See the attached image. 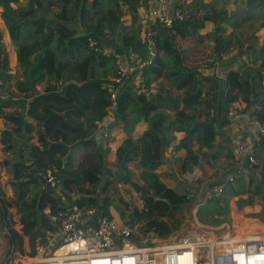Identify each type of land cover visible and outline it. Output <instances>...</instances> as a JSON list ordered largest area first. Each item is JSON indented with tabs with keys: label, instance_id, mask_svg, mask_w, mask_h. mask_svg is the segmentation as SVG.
Returning a JSON list of instances; mask_svg holds the SVG:
<instances>
[{
	"label": "trees",
	"instance_id": "obj_1",
	"mask_svg": "<svg viewBox=\"0 0 264 264\" xmlns=\"http://www.w3.org/2000/svg\"><path fill=\"white\" fill-rule=\"evenodd\" d=\"M214 1L210 12L202 16L188 13L170 29L154 25L155 58L149 65L136 64V71L117 85L113 82L117 75L114 59L93 51L89 39L100 41L104 29H109L112 36L109 46L116 53L126 55L131 51L136 57L146 55L145 43L136 36L133 24L126 27L121 21L120 3L133 15L141 0H27L24 5L20 0H0L1 19L21 71L14 80L19 97L3 98L13 77L7 73L8 61L1 48L0 33L3 66L0 118L5 128L0 143L6 155L4 165L15 179L18 210L23 214L26 230L38 222L43 224L44 231L52 233L55 229L43 213L49 208L55 214L63 205L53 189L42 190V171L50 168L58 169V180L60 174L65 175L68 192L62 193L67 199L74 194L79 197L77 205L92 207L101 216L111 217L109 210L113 208L124 222L138 225L136 240L145 233L167 238L183 226V208L190 200L189 193L176 194L156 173L165 153L176 155L180 175L201 160L214 158L211 152L216 125L225 123L230 107L239 98L245 103L242 112L264 127V50L261 54L252 52L250 66L236 54L228 62L218 64L217 72L212 68L208 72L188 66L185 51L178 46L179 37L209 39V35H201L200 31L210 23L212 49L217 58L242 50L243 42L233 32L225 35L222 26L236 31L243 26L248 13L229 14L224 9L226 0ZM250 6L254 7L251 3ZM132 21L135 23L136 17ZM257 55H262L261 61ZM139 79L135 87L134 82ZM110 88L117 91L115 101L111 100ZM109 112L114 121L106 138L97 143L96 123ZM119 123L123 124L127 137L117 146L115 160L108 162L112 152L108 134ZM141 125L145 130L135 134L136 127ZM175 133H183L177 144ZM249 170L247 183L237 181L240 191L261 196L264 183L259 170L257 167ZM31 182L41 191L39 197L28 201ZM119 186L131 188L142 203L141 209H129L120 198ZM257 202L258 199H251L238 205V217L244 218L248 213L252 227L242 230L244 219L239 220L235 226L237 238L248 235L245 234L248 231L264 230L259 223ZM219 204L208 212L225 217L226 210ZM5 206L0 192V215L7 218ZM244 206L248 211H241ZM200 221L204 222L201 217ZM17 250L13 244L11 255Z\"/></svg>",
	"mask_w": 264,
	"mask_h": 264
},
{
	"label": "built area",
	"instance_id": "obj_2",
	"mask_svg": "<svg viewBox=\"0 0 264 264\" xmlns=\"http://www.w3.org/2000/svg\"><path fill=\"white\" fill-rule=\"evenodd\" d=\"M189 0H157L156 6L150 12L149 21L144 30V43L146 47V60L144 65H149L156 56V46L153 37L156 35L152 30L154 25L170 29L176 21H183L187 15L186 8ZM120 10L124 18L130 16L128 7L120 3ZM109 29H104L102 39L108 44L111 41ZM89 47L106 58H113L117 69V75L113 82L117 85L128 78L136 71V55L128 51L126 61L121 54L114 51L109 45L106 46L101 40L89 39ZM3 66L0 65V87L3 86L1 74ZM111 100L115 101L116 89L110 88ZM246 117L256 128L258 133L264 135V127L259 124L253 116L248 113H230L228 118L236 120ZM104 118L96 123L97 129L94 139L97 143L107 136L105 133L106 124ZM234 155L241 163H247L250 167L264 170V161L257 158L256 146L253 141L240 140L235 144ZM58 169L50 168L42 171L43 186L60 191L57 178ZM240 173V172H239ZM185 182L193 184L198 176L194 172H187ZM229 175L227 182L234 180ZM225 183L215 184L207 191L204 202L220 198L224 192ZM74 196V194H71ZM55 230L47 237V246L54 248L45 255L35 258L33 264H173L165 262L168 256L179 255L185 251L194 253L198 261L205 259L211 264H224L223 257L226 255L225 264H238L236 258L245 260L251 257L255 264H264V240L259 237L230 241L224 238L223 242L212 241L214 238L206 234L190 231L186 239L176 246L156 243L160 241L153 233H145L141 239H135L138 225L132 226L128 222H116L108 216L98 215L91 207H81L75 202L65 203L57 213H45ZM225 237V236H224ZM72 246L68 253L57 256L55 251L63 246ZM226 248V249H225ZM42 252V249H39Z\"/></svg>",
	"mask_w": 264,
	"mask_h": 264
},
{
	"label": "crops",
	"instance_id": "obj_3",
	"mask_svg": "<svg viewBox=\"0 0 264 264\" xmlns=\"http://www.w3.org/2000/svg\"><path fill=\"white\" fill-rule=\"evenodd\" d=\"M190 1H193V0H189L188 2V6L186 8L187 14L190 13L189 7L192 8V6H194L193 4L190 3ZM202 1L204 2L203 4L209 3V7L207 8L209 11L207 12H210L211 7L216 4L214 0H209V1L202 0ZM227 1L228 0H226V2ZM240 1L243 2V0H240ZM156 3H157V0H141L140 5L135 8V12L133 13V15L125 17L124 21H122V23L124 22V25L126 27H130L133 24V30L135 34L138 33L137 36L140 37L142 42L144 40V30H145L147 22L149 21L150 12L152 9L155 8ZM198 10L200 12V10H202V7L200 6ZM133 17H136L135 23H133L132 21ZM3 26L4 27L1 29L2 30L1 34L6 33L7 39H10L7 28L4 25V23H3ZM208 27L211 28L212 24L207 23L204 29H202L200 32L203 33L205 32V30L210 29ZM10 44H11V41H10ZM11 49L12 51H10L9 53L11 54L13 52V55L15 56L14 58L16 61V53L12 47V44H11ZM122 56L124 58V63L128 65L126 61L127 54L126 55L122 54ZM145 60H146L145 54L142 57L138 56L136 57L135 64L137 65L141 64V66H143L145 63ZM216 67H218V64ZM203 68H205V65L200 66L201 71H208V72L211 71V67L207 69H203ZM217 70L215 72H217ZM7 73H8V70H7ZM36 89L41 90V86H37ZM244 108H245L244 103L240 99H238L230 107L228 115L232 113L233 111L237 113H242ZM111 113L112 112H109L110 115ZM227 117H226L224 124L218 123L216 125L217 133H216V138L214 142V149L211 152V154H214L215 157L213 158L212 156L209 158H205L204 160H201V163L199 165L189 170L190 173L194 172L198 176V179L191 186L186 185L183 182V180H181L180 177H183V175L178 174V171H177L178 162L176 159V155L173 156L170 152L165 153V156L162 159V164L157 168L156 173L159 176L162 175V177L160 176L161 181L167 187L174 190V192L177 186H182L184 190L188 191L189 198L191 199L190 202L195 204L194 210L192 213L195 223L199 224L197 219L198 218L200 219V217L203 218L204 220L205 218L206 220H210L209 218L218 219V220L220 219V221H216V223H220L222 220L226 219V226H227L226 230L229 228L232 230H235L234 233L236 237L237 231L235 229V226L239 220L244 219V221L241 224L242 230L246 231L247 228L252 227L251 219L248 213H246L244 218L238 217L239 212H240V208H238V205L243 202H248L251 199H258V202H257L258 204L256 206L258 208L257 213L260 216L259 223L262 226H264V194H262L261 196H257V195L253 196V195L237 192V190L240 189L239 183L237 181H241L242 183L244 182L247 183L248 178L251 176V170H249V168L251 167L247 163H241L240 161L237 160V158L234 155V147H235V144L240 140L253 141L256 146L257 158L260 161H264V137L258 133L257 128L253 124H251L250 121L247 120L246 117H241L236 120H231ZM141 126L143 127L142 129H140V131H138L137 130L138 127H136L135 134H142V132L145 130V126L144 125H141ZM174 136L176 137V142L174 144H177V142L183 137V133H175ZM126 137H127L126 133H124V135L120 138L118 137V139H114L113 141H110L111 139H109V143L111 142L115 143L116 148H117L119 143L123 141ZM110 155H112V152ZM114 158H115V152H114ZM5 159H6V155L4 153L3 146L0 143V192L3 194V199L6 202L5 210L8 213L7 218H4L3 215H0V259L2 257H5L6 259L5 264H25L27 262V259H29L31 262H28L26 264H33L37 256L39 257L42 255H45L50 250L54 249L52 247L47 246L48 244L47 237L51 233H49L50 231H44V227L41 222H38V224L34 227H29V230L25 229V224L22 220L23 214L19 212L18 210L15 179L13 178V175L8 173L4 165ZM167 170L169 173L168 177H171V178H165L164 171L166 172ZM258 170H259L258 175L259 177H261L260 173L261 172L264 173V170L261 171L260 168ZM60 175H63V174H60ZM229 175H233L234 177L236 176L232 182H227V178ZM262 181L264 183V179H262ZM221 183H225L224 191H228V193L231 195L227 201V204H222L221 202L219 204L220 208L226 210V216L225 217L222 216L218 218L215 214L212 215L211 212H208L209 210H212V208L209 209L207 207L204 209V212H203L204 217L201 216L200 209L202 208V206H204L206 202L200 201V198L203 195L204 196L206 195L207 191L211 188V186L215 184H221ZM235 183L238 186L237 188L234 189L232 186ZM59 187H60V182H59ZM228 188H230V190ZM40 191H41V188L36 186L35 183L31 182L30 187H29V192L27 195V200L31 201V200H34L35 197H39ZM32 192H35V195L32 196L31 195ZM54 196L63 205L65 203L75 202L79 198L77 196H70V200L67 199L62 193L61 187L58 193H54ZM46 211L50 212V209L46 208L43 211V213L45 214ZM109 211H110L111 218H114L118 223L123 222V220L120 218L118 213L113 208H110ZM198 211H199V214H198ZM241 211L246 212L248 211V208L245 206L241 207ZM26 231H28V233H26ZM244 231H242L243 234H244ZM10 233H14L15 236L12 237ZM33 233L36 234L34 237L32 236ZM245 234L251 235L252 237H260L264 240V230L261 232H254V233L252 231H248ZM248 235H245V236H248ZM230 241H233V240H230ZM13 244L17 245L18 250L17 252H14L13 255H11V246ZM39 249H42L43 251L40 252ZM62 250L63 251L67 250V248L62 249Z\"/></svg>",
	"mask_w": 264,
	"mask_h": 264
},
{
	"label": "rangeland",
	"instance_id": "obj_4",
	"mask_svg": "<svg viewBox=\"0 0 264 264\" xmlns=\"http://www.w3.org/2000/svg\"><path fill=\"white\" fill-rule=\"evenodd\" d=\"M21 3L24 5L26 4L27 0H20ZM209 1V0H207ZM198 2V3H196ZM191 4H193L194 6H192V8L189 7V12L196 14V15H204L207 13V11H209L207 8L209 7V3L207 4H203L204 2L202 0H193L190 1ZM250 1L249 0H243V2H241L240 0H228L226 2V4L224 5V9L225 11L227 10V12L229 14L232 13H236V12H247L248 15H246L245 20L243 21V26L240 29H237L236 31H233L231 28H226V25H223L222 27L224 28V34H229L231 32H233L234 34H236V37H238L239 40H241L242 43V50H237L232 53V54H222L220 58H217V55L214 53L212 47H213V40L211 38L209 39H205V40H196L194 38H179L178 40V46L183 49L185 52V61L186 64L190 67L195 66V67H200L202 65H205V68L203 69H207L209 67H211L214 72L219 68L216 67L217 64H222V63H226L228 62L231 58H233V56H235L236 54L241 57L242 59H246L247 60V65L250 66L251 62H252V52L261 54V52L264 50V0H258L256 3H252V5H254V7L250 6ZM259 4V5H258ZM199 5L202 7V10H198L197 6ZM2 14V8L0 7V15ZM250 16V17H249ZM260 22V23H259ZM124 24V22H123ZM249 26V27H247ZM3 21L1 20L0 17V33L2 32V28H3ZM210 28V27H208ZM201 35H209V37H211L210 35L213 34V26L210 29L205 30V32H200ZM1 48L2 50L5 52L6 56H7V61L9 63L8 65V76L13 77L12 80H9L7 83V87L5 89V91L2 94L3 98H11L13 97L14 99L19 97V93L15 88V78L16 75H19L21 73V71L17 68V63L15 61V56L13 55V52L10 54L9 52L12 51L11 49V44H10V39H7V35L6 33L1 34ZM235 48V47H234ZM0 51V56H1V52ZM261 56L262 55H257V60L261 61ZM1 58V57H0ZM256 60V61H257ZM188 62V63H187ZM217 63V64H216ZM209 64H212L211 66ZM144 66V65H143ZM140 83V79L136 80L134 82L135 87H138ZM166 87H169L168 84H166ZM117 92V91H116ZM241 100V98H239ZM243 102V101H242ZM244 103V102H243ZM244 107H245V103H244ZM9 112L11 113L12 110H3V112ZM2 112V113H3ZM169 114L170 118H173V112L172 111H167ZM232 113H237V112H232ZM246 112H242L241 114L244 115ZM239 114V113H237ZM113 114L111 113V115L109 114V116L107 117V120L105 121L106 124V128L105 129V133H106V129H107V133H109V127L110 125L113 123ZM143 126H138L137 130L140 131V129H142ZM4 120L1 117L0 118V133L4 130ZM125 131L123 129V124L119 123L118 126H115L113 129H111L110 134L108 139H111L110 141H113L114 139H118V137H122L124 135ZM109 147L112 149V155H110L109 157H107V161L108 162H113L115 160L114 158V152L116 151V144L111 142L109 143ZM164 175L165 178H171L168 177L169 173L168 170L165 172L164 171ZM162 177V175H160ZM181 180H183V182L186 184L185 182V176L184 177H180ZM179 181V180H178ZM187 185V184H186ZM192 184L188 185L191 186ZM237 184L235 183L232 187L235 189L237 188ZM231 188V187H230ZM230 188H228L230 190ZM176 194L179 195H184V194H188V191L184 190V188L182 186H177L175 189ZM237 192L242 193V191L237 190ZM31 195H35V192H32ZM119 195L120 198L122 199V201H124L125 203H127L129 205V209H131L132 207H136L138 209H141L142 207V203L140 201V199L133 193V191L131 190L130 187L128 186H119ZM231 195L228 193V191H225L224 194L216 200H210L207 201L204 206H202V208L200 209V215L203 216V212L204 209L207 208H215L217 207V204L219 202H221L222 204H227V201L229 199ZM205 200V196L203 195L200 198V201H204ZM191 199L184 205V224L183 226L174 231L170 236H168L167 238H159L160 241H156V243H164L166 245H179L182 243L183 239L187 238V234L190 232L189 230L193 231V232H197L200 234H206L207 236H209V238L213 237L214 239L212 241L215 242H223L225 239L224 238H230V237H235V230L232 229H227L226 226V219L222 220L220 223H216V221H220V219H213V218H209L210 220H204V222H201L200 219L198 218V223L194 222L193 219V210H194V203L190 202ZM116 217V216H115ZM204 217V216H203ZM117 218V217H116ZM114 219V218H113ZM115 220V219H114ZM116 221V220H115ZM117 222V221H116ZM237 235V234H236ZM139 236L138 233V227L136 230V235H135V239L136 237ZM225 236V237H224ZM141 237V236H140ZM237 238V237H235ZM242 238V237H241ZM139 241V240H137ZM41 257V256H39ZM28 260V259H27ZM31 262V261H27L26 263Z\"/></svg>",
	"mask_w": 264,
	"mask_h": 264
},
{
	"label": "bare ground",
	"instance_id": "obj_5",
	"mask_svg": "<svg viewBox=\"0 0 264 264\" xmlns=\"http://www.w3.org/2000/svg\"><path fill=\"white\" fill-rule=\"evenodd\" d=\"M252 232L254 233L256 231H252ZM251 237H252L251 235H248V236H243V238L230 237L229 239L234 241V240H240V239H248ZM260 239H262V238H260ZM65 248H67V250L63 251L62 249H65ZM71 248H72V246H69V245L63 246V247H61L55 251V255H57V256L64 255V254L68 253V251ZM236 259L239 262L238 264H255L254 260L251 257L246 258L245 260H243L241 258H236ZM222 260H223V263L225 264L226 263V255L223 257ZM165 262H167V263L172 262L173 264H211V263H209V261L207 262L205 259H202V258H200L198 261V258H197V256L195 258L194 253L192 254V253H189L187 251H185L179 255L168 256L166 261H164V263Z\"/></svg>",
	"mask_w": 264,
	"mask_h": 264
},
{
	"label": "water",
	"instance_id": "obj_6",
	"mask_svg": "<svg viewBox=\"0 0 264 264\" xmlns=\"http://www.w3.org/2000/svg\"><path fill=\"white\" fill-rule=\"evenodd\" d=\"M251 3H256L258 0H249ZM135 29H136V27H135ZM138 35V33H136V36ZM106 46H108L109 44H108V42L105 40V39H102L101 40ZM260 176L262 177V179H264V173L263 172H261L260 173ZM65 176L64 175H60L59 176V182H60V187H61V189L64 191V192H68L66 189H65V186H64V181H65ZM5 257H2L1 259H0V264H5Z\"/></svg>",
	"mask_w": 264,
	"mask_h": 264
}]
</instances>
